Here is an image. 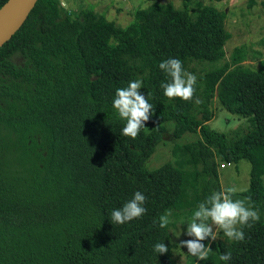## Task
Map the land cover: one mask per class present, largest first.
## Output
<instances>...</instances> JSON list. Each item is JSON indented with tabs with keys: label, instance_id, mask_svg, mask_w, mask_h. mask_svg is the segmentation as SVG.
I'll return each instance as SVG.
<instances>
[{
	"label": "trees",
	"instance_id": "16d2710c",
	"mask_svg": "<svg viewBox=\"0 0 264 264\" xmlns=\"http://www.w3.org/2000/svg\"><path fill=\"white\" fill-rule=\"evenodd\" d=\"M225 15L199 0L153 1L120 27L90 1L69 13L60 0H37L0 48V264H177L172 222L161 228L160 218L191 219L222 191L218 166L240 159L250 171L238 195L251 198L260 220L243 227V241L212 225L217 239L199 264H264V59L244 65L236 47L226 60ZM169 58L197 77L189 101L164 95L170 78L159 64ZM134 80L153 112L133 139L122 134L113 100ZM215 99L246 127L230 137L211 129ZM166 122L175 140L197 137L176 142L174 158L149 170ZM137 191L146 213L114 223L112 211ZM163 242L161 255L154 245ZM227 252L232 259L220 261Z\"/></svg>",
	"mask_w": 264,
	"mask_h": 264
},
{
	"label": "clouds",
	"instance_id": "9594fccd",
	"mask_svg": "<svg viewBox=\"0 0 264 264\" xmlns=\"http://www.w3.org/2000/svg\"><path fill=\"white\" fill-rule=\"evenodd\" d=\"M159 68L170 78L168 82L161 84L164 95L168 98H180L189 101L196 91L195 85L197 77L183 69L182 61L177 58H169L159 64ZM141 80L131 81L126 88H118L113 100V107L116 109L118 118L125 121L122 134L131 138H136L141 128H145V122L150 119L153 112V105L145 95L139 92L142 88ZM236 189L212 192L204 201L199 203L194 211L190 222H187L186 235L193 239L183 240L178 245L186 248L187 253L196 257L199 261L207 260L211 252V242L217 239V235L212 225L223 230L224 235L233 241H243L245 233L244 226L251 227L260 220L259 210L254 207L251 198H233ZM247 201V202H246ZM146 196L137 191L133 198L126 202L122 208L114 209L111 219L114 223L125 224L138 219L144 215L147 209L143 206ZM211 221V224L209 223ZM169 224L166 216L160 218V227L165 228ZM239 226V227H238ZM210 238L206 246L202 243ZM154 251L158 254H166L169 248L165 243L154 245ZM231 252L222 253L220 261H230Z\"/></svg>",
	"mask_w": 264,
	"mask_h": 264
},
{
	"label": "rangeland",
	"instance_id": "374dc122",
	"mask_svg": "<svg viewBox=\"0 0 264 264\" xmlns=\"http://www.w3.org/2000/svg\"><path fill=\"white\" fill-rule=\"evenodd\" d=\"M92 2L98 13H104L109 21H113L117 26L125 27L132 21V11L137 7H145L153 1L174 2L176 7H182L186 0H76L70 5L75 9H80L87 2ZM197 0H192L194 3ZM202 3L213 4L216 8L225 12V27L230 34L229 40L224 46L226 60L236 47L244 48L245 58L241 63L249 67H257L259 62L264 59V5L262 0H221L211 2L209 0H199ZM214 117L208 123L209 127L219 133H224L230 137L238 128L246 127L245 119L240 118L225 108L221 107L216 99L212 103ZM165 136L156 145L153 153L147 158L145 166L151 170L157 168L164 162L174 158L171 148L177 142L193 141L196 134L184 133L179 140H175L171 133L174 131V123L166 122ZM250 163L246 159H240L237 163H224L218 166L219 181L221 190L229 188L236 189L233 198L245 199L246 197L238 195L249 185ZM247 202V201H246ZM171 215V214H170ZM170 223V242L175 244V256L177 264H189L185 254L186 248H180L178 245L183 240L192 239L186 233L187 222L191 219L181 216L178 219L171 215L168 217ZM174 252V249H172ZM197 261L194 264H199Z\"/></svg>",
	"mask_w": 264,
	"mask_h": 264
},
{
	"label": "water",
	"instance_id": "95a60500",
	"mask_svg": "<svg viewBox=\"0 0 264 264\" xmlns=\"http://www.w3.org/2000/svg\"><path fill=\"white\" fill-rule=\"evenodd\" d=\"M37 0H6L0 6V48L20 29Z\"/></svg>",
	"mask_w": 264,
	"mask_h": 264
},
{
	"label": "built area",
	"instance_id": "2783aa9c",
	"mask_svg": "<svg viewBox=\"0 0 264 264\" xmlns=\"http://www.w3.org/2000/svg\"><path fill=\"white\" fill-rule=\"evenodd\" d=\"M122 2H125L127 0H121ZM60 6H62L63 8H65L69 13L72 10V7L69 6V3L67 2V0H60Z\"/></svg>",
	"mask_w": 264,
	"mask_h": 264
}]
</instances>
